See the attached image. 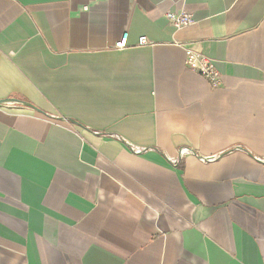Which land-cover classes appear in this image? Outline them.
<instances>
[{
    "label": "crops",
    "instance_id": "1",
    "mask_svg": "<svg viewBox=\"0 0 264 264\" xmlns=\"http://www.w3.org/2000/svg\"><path fill=\"white\" fill-rule=\"evenodd\" d=\"M8 98L0 264H264V0H0Z\"/></svg>",
    "mask_w": 264,
    "mask_h": 264
},
{
    "label": "built area",
    "instance_id": "2",
    "mask_svg": "<svg viewBox=\"0 0 264 264\" xmlns=\"http://www.w3.org/2000/svg\"><path fill=\"white\" fill-rule=\"evenodd\" d=\"M165 18L172 24L175 29L183 28L192 22V18L187 13H167ZM138 44L145 46L147 40L145 37H141L138 40ZM122 43H116L115 48L121 49ZM186 63L189 68L196 74L203 77L209 82L212 88H216L219 82V75L214 65L207 59L200 57L192 52H187ZM181 154V153H180ZM177 161H174L176 164Z\"/></svg>",
    "mask_w": 264,
    "mask_h": 264
},
{
    "label": "water",
    "instance_id": "3",
    "mask_svg": "<svg viewBox=\"0 0 264 264\" xmlns=\"http://www.w3.org/2000/svg\"><path fill=\"white\" fill-rule=\"evenodd\" d=\"M7 104H12V105H18V106L26 107V108H29V109H31L33 111L41 113V111L36 109L33 105L28 104V103L23 102V101H19L17 99L8 98V99H5V100H0V106L7 105Z\"/></svg>",
    "mask_w": 264,
    "mask_h": 264
}]
</instances>
